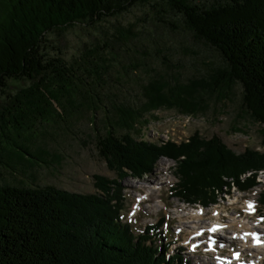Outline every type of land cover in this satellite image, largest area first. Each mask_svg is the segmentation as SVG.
Instances as JSON below:
<instances>
[{
	"label": "trees",
	"instance_id": "trees-1",
	"mask_svg": "<svg viewBox=\"0 0 264 264\" xmlns=\"http://www.w3.org/2000/svg\"><path fill=\"white\" fill-rule=\"evenodd\" d=\"M149 1L0 0V94L4 95L0 138L22 155L36 158L13 141L31 143L37 128L59 117L58 108L68 111L79 93L76 71L60 58L48 57L46 35L74 24L93 26ZM159 1L181 18L193 39L222 58L226 71L208 81H149L141 90L142 106L112 104L111 112H103V132L97 134L95 147L108 169H126L134 176L149 172L159 156L174 160L178 183L173 194L188 204L206 207L214 203V190L225 185L223 177L264 169V0ZM9 81L29 84L10 95ZM234 84L241 88L242 105L251 120L263 127L261 152L245 150L235 155L218 138L196 135L187 144L160 148L133 140L145 115L159 109L200 113L201 93L227 90ZM21 154L16 155L23 158ZM253 183L239 187L250 188ZM108 184L95 177L101 194L93 195L50 185H1L0 264H184L176 254L166 256V245H155L156 236L151 235L158 226L135 234L120 221V192ZM259 203L264 208V192Z\"/></svg>",
	"mask_w": 264,
	"mask_h": 264
},
{
	"label": "rangeland",
	"instance_id": "rangeland-1",
	"mask_svg": "<svg viewBox=\"0 0 264 264\" xmlns=\"http://www.w3.org/2000/svg\"><path fill=\"white\" fill-rule=\"evenodd\" d=\"M194 1L205 4L212 0ZM160 3L150 0L148 4L135 5L93 26L74 24L58 34L46 35L48 57L60 58L76 71L80 81L74 82L79 93L68 111L58 108L59 117H52L44 127L37 128L31 143L13 141L19 148L26 146L39 161L22 155L10 141L0 138V186L50 185L69 193L93 195L101 194L95 187V177H101L110 187L118 188L122 206L120 221L133 233L141 234L146 227L158 226L151 236H156V246L166 245V256L176 254L184 264H220L215 255L224 257L233 251L238 253L240 244H223L224 239L222 241L218 235L210 241L207 233L194 239L197 233L188 228L189 222H214L210 211L222 206L220 210L226 212L222 214L226 217L220 216V222L225 224L228 217H246L251 226L258 224L255 227L264 238V208L259 203L264 190L256 196L255 208L250 214L238 211L240 205L233 200L244 194L243 190L245 195H250L252 189H241L239 185L253 181L252 187L258 179L264 180V169L249 170L237 178L223 177L225 185L214 190V205L204 207L188 204L173 194L178 176L172 159L159 156L149 172L134 176L126 169L122 172L108 169L95 147L97 134L103 132V112H111L112 104L142 106L141 90L149 81L164 79L180 84L195 79L208 81L216 79L212 77L214 74L226 71L222 58L193 39L181 18ZM28 84L27 81H9L7 93L12 95ZM201 99L203 111L197 114L159 109L145 115V123L140 122L139 133L133 140L160 148L171 142L179 143L176 146L187 144L196 135L201 139L218 138L235 155L245 150L262 151L260 132L263 127L254 123L244 109L238 84L227 90H207L201 93ZM3 101L4 95L0 94V106ZM198 205L202 206L203 217L187 216V208ZM252 255H242L241 261L226 259L236 264H255Z\"/></svg>",
	"mask_w": 264,
	"mask_h": 264
},
{
	"label": "bare ground",
	"instance_id": "bare-ground-1",
	"mask_svg": "<svg viewBox=\"0 0 264 264\" xmlns=\"http://www.w3.org/2000/svg\"><path fill=\"white\" fill-rule=\"evenodd\" d=\"M166 143L167 142H165L164 144H166ZM171 143L172 144H176V145L179 144V143H173V142H171ZM170 161L172 163H174V166L176 165L175 161H173V160H170ZM150 185H151V190H153V185L151 183H150ZM147 188H149V187H147ZM232 188H234V184H232ZM227 189H228V187H227ZM250 189H252L250 195H248V194L245 195L246 191H243V192H245L244 194H242L241 196H238V197L235 196V198L233 199L235 201V203H236L238 200H242L244 198V201H239V205L240 206L237 207L238 211L241 210V211H244V213H246V211H253V209L255 208L254 205L256 204V196L259 195V193H261L264 190V180L258 179L257 180V184L252 186L248 190H250ZM226 191H228V190H226ZM226 194H230V193H226ZM226 196L228 198V195H226ZM227 198H226V201L229 203ZM223 200H225V199L223 198ZM249 204L252 205L251 208L249 207ZM194 205H196V204H194ZM194 205H192V206H194ZM212 205H214V204H212ZM153 206L157 208L159 205H153ZM218 208L221 209L222 206H220ZM218 208H214L213 210L210 211V215L213 217V221L214 222H203L202 223L200 221L199 222L190 221L189 222L190 223V227H188V228H191L193 230L195 229V231H193V230L192 231L196 232V233H202L203 231H208V230L213 231L214 228L216 229L215 231H222L223 234H221L220 237L222 238V241H223V239L225 240L223 244H233V243L234 244H238V243L240 244L241 249L238 250V253H239L238 261L242 260L241 259L242 255L252 253L253 254L252 258H254V261H252V262H254L255 264L264 263V241L262 240L263 238L259 237V244L258 245L257 244L253 245L251 243V240H252V238H251L252 235H250V234H252L251 230H255V228H256L255 226H257L258 224L254 225V226H251V222L247 221L246 217L245 218H241L239 216L232 217V218L228 217L229 218L228 222H226L225 224H219V223H217L219 217L221 216V214L226 213V212L223 211V210H219ZM186 212H187L186 213L187 216L191 217L192 219H198V218L203 217V215H202V212H203L202 211V206H200V205H198L196 208H192L190 206L189 209L187 208ZM191 224H194V225H191ZM227 229H230L231 231H227ZM196 236H195L194 239H197ZM219 241H221V239ZM203 245H205V244H203ZM209 246H210L209 248L212 250L213 247L211 245H209ZM234 253H235V251L231 252L229 255L227 254L228 256H224V257H221V255H219V254H216L215 256L219 257V258H215V260L219 261L220 264H236L237 262H231V261L226 259V258L233 259L234 258Z\"/></svg>",
	"mask_w": 264,
	"mask_h": 264
},
{
	"label": "snow or ice",
	"instance_id": "snow-or-ice-1",
	"mask_svg": "<svg viewBox=\"0 0 264 264\" xmlns=\"http://www.w3.org/2000/svg\"><path fill=\"white\" fill-rule=\"evenodd\" d=\"M249 207L251 208L252 205L249 204ZM215 230H216V229L214 228L213 231H215ZM250 235H252L253 239H254L255 241H257V243H259V238L257 237V235H256L255 233H252V234H250Z\"/></svg>",
	"mask_w": 264,
	"mask_h": 264
},
{
	"label": "built area",
	"instance_id": "built-area-1",
	"mask_svg": "<svg viewBox=\"0 0 264 264\" xmlns=\"http://www.w3.org/2000/svg\"><path fill=\"white\" fill-rule=\"evenodd\" d=\"M239 201H244V198H243L242 200H238V204H239ZM236 204H237V203H236ZM236 204H235V205H236ZM200 213H201V212H200Z\"/></svg>",
	"mask_w": 264,
	"mask_h": 264
}]
</instances>
